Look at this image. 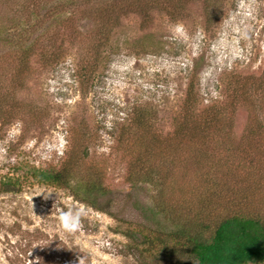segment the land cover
<instances>
[{
  "label": "rangeland",
  "instance_id": "1",
  "mask_svg": "<svg viewBox=\"0 0 264 264\" xmlns=\"http://www.w3.org/2000/svg\"><path fill=\"white\" fill-rule=\"evenodd\" d=\"M5 1L0 122L8 123H0V264H78L80 257L84 264H167L135 246L140 227L169 231L172 220L160 211L156 189L125 181L114 134L138 108L153 128L171 133L190 83L196 111L212 104L223 112L222 124L230 126L220 133L226 142H246L247 107L232 102H253L264 131V0H35L38 20L19 11L17 0ZM103 1L116 2L117 9L101 45L96 21L86 12ZM50 9L55 16L44 17ZM51 36L60 60L44 67L33 57L28 73L14 75L17 48L54 46ZM246 78L249 90H258L239 101L232 87L240 90ZM82 135L93 139L87 158L102 161L105 170L108 191L89 200L93 206L76 198L73 188L37 184L26 173L58 167L70 141ZM259 137L263 142L257 137L255 146L264 150V133ZM12 186L18 191L1 192ZM62 212L79 216V230L62 227Z\"/></svg>",
  "mask_w": 264,
  "mask_h": 264
},
{
  "label": "trees",
  "instance_id": "2",
  "mask_svg": "<svg viewBox=\"0 0 264 264\" xmlns=\"http://www.w3.org/2000/svg\"><path fill=\"white\" fill-rule=\"evenodd\" d=\"M14 6L24 11L27 18L39 19L38 1L17 0ZM115 6L114 1H103L98 8L86 12L96 21L95 33L101 36V45L108 38V21L117 9ZM53 10H47L44 17H54ZM141 16L145 20V15ZM49 39L54 46L32 43L17 48L14 75L28 73L33 57L44 67L60 60L56 37ZM94 59L86 65L89 73L95 69ZM247 81L248 78L240 90L234 88L235 83L232 87L231 94L237 95L239 101L258 90H249ZM235 103L245 105L248 112L246 142L235 145L220 135L230 127L222 124V111L212 104L196 111L191 83L171 133L163 134L153 128L151 119L139 108L118 127L114 150L125 163V181L132 186L143 183L156 189L160 211L172 220L169 231L139 228L137 234L141 239L135 246L140 247L141 255L164 259L167 264H264V150L254 143L257 137L258 142H263L259 136L264 131L256 120L253 102H232ZM92 141L89 136H79L70 141V152L58 167H30L26 173L37 184L73 188L76 198L93 206L89 200L108 190L104 188L102 161L96 164L87 158ZM4 184L9 187L11 182L8 179ZM245 186L248 187L244 189ZM12 187L1 192L18 191L16 186ZM126 236L134 240L128 233Z\"/></svg>",
  "mask_w": 264,
  "mask_h": 264
},
{
  "label": "clouds",
  "instance_id": "3",
  "mask_svg": "<svg viewBox=\"0 0 264 264\" xmlns=\"http://www.w3.org/2000/svg\"><path fill=\"white\" fill-rule=\"evenodd\" d=\"M60 222L62 227L69 232L77 231L81 226L79 216L71 212H62ZM78 264H84V259L82 257L79 258Z\"/></svg>",
  "mask_w": 264,
  "mask_h": 264
}]
</instances>
